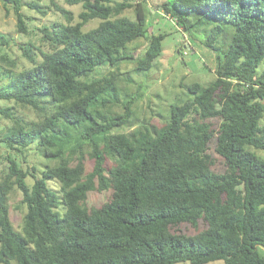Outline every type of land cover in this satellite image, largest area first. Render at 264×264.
I'll return each instance as SVG.
<instances>
[{
  "label": "trees",
  "instance_id": "trees-1",
  "mask_svg": "<svg viewBox=\"0 0 264 264\" xmlns=\"http://www.w3.org/2000/svg\"><path fill=\"white\" fill-rule=\"evenodd\" d=\"M0 2L18 34H28L23 7L47 14L24 0ZM63 2L81 6L77 21L51 3L61 18L38 29L39 46L20 47L29 67L0 55V101L38 114L25 121L0 108L11 122L0 143L53 162L24 171L8 158L0 264H264V0H164L163 15L215 53V77L182 86L190 98L162 124L130 132H117L133 126L136 101L121 87L133 82L121 66L151 69L165 35L149 32L139 2ZM92 20L99 24L84 31ZM139 39L142 49L133 47ZM10 43L0 32V49ZM15 189L25 207L20 230L9 217ZM89 193L107 197L90 205Z\"/></svg>",
  "mask_w": 264,
  "mask_h": 264
},
{
  "label": "rangeland",
  "instance_id": "rangeland-1",
  "mask_svg": "<svg viewBox=\"0 0 264 264\" xmlns=\"http://www.w3.org/2000/svg\"><path fill=\"white\" fill-rule=\"evenodd\" d=\"M27 3H35L46 11V15H41L36 10L23 7L22 13L25 16V27L28 34H18L16 32V18L11 8L4 9L0 2V32L4 33L11 39L10 46L0 49V55H6L10 60H15L19 69L30 66L28 60L22 56L20 47L31 42L36 47L41 44L38 32L42 26L49 25L51 21L60 19V14L55 12L51 3L69 10L73 13L75 21L77 15L82 11L80 5L68 6L63 0H24ZM121 0H111V3ZM139 2L146 15V26L152 34H164L162 41V53L157 58L153 67L147 71H136L132 65H122L121 72H128L132 83L122 81L121 87L125 93L136 95V101L133 105V126L126 129H118L117 132H130L136 129L140 124L151 122L160 125L168 118L170 107L177 105L179 101L190 98L184 87L193 82L207 85L215 75L217 59L215 53L206 48L199 42H193L180 31L172 19L165 17L159 7L164 0H131ZM123 16L134 19L132 10H126ZM30 18V19H29ZM99 24V20H92L84 27V31H89ZM146 44L143 39L137 40L133 47L142 49ZM0 64H3L0 60ZM122 79V78H121ZM121 97V101H124ZM11 108L13 113L25 120L36 121L38 114L29 107H21L13 102L0 101V108ZM117 113H121L120 107H113ZM264 121V120H263ZM11 126L10 120L0 116V132ZM214 143L210 144V153L216 158L214 169L217 172L223 171L222 160L214 154ZM8 158L14 159L24 171H29L32 165L40 172L45 165H53V162L40 158L33 151L17 153L6 148L0 143V176H4L8 169ZM91 162H87V168L90 169ZM28 185H32L33 180L27 178ZM107 195L105 193H89L88 204L96 205L103 202ZM22 194L17 189L13 190L8 197L9 217L15 230H20L22 217L25 207L20 205ZM181 230L192 234L194 230L187 226L181 225ZM264 257V248L260 249ZM177 264H190L189 262H180ZM207 264H224L218 260Z\"/></svg>",
  "mask_w": 264,
  "mask_h": 264
}]
</instances>
